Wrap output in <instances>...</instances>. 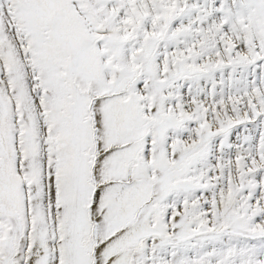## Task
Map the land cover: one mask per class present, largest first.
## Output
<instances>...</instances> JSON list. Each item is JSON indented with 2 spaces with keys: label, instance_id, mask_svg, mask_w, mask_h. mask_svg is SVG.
<instances>
[{
  "label": "snow or ice",
  "instance_id": "1",
  "mask_svg": "<svg viewBox=\"0 0 264 264\" xmlns=\"http://www.w3.org/2000/svg\"><path fill=\"white\" fill-rule=\"evenodd\" d=\"M0 264H264V0H0Z\"/></svg>",
  "mask_w": 264,
  "mask_h": 264
}]
</instances>
